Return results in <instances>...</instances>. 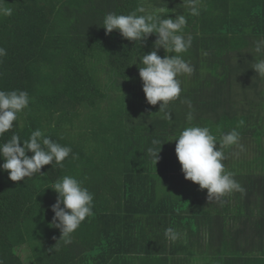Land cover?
Segmentation results:
<instances>
[{
	"label": "trees",
	"instance_id": "1",
	"mask_svg": "<svg viewBox=\"0 0 264 264\" xmlns=\"http://www.w3.org/2000/svg\"><path fill=\"white\" fill-rule=\"evenodd\" d=\"M0 264H264V0H0Z\"/></svg>",
	"mask_w": 264,
	"mask_h": 264
},
{
	"label": "rangeland",
	"instance_id": "2",
	"mask_svg": "<svg viewBox=\"0 0 264 264\" xmlns=\"http://www.w3.org/2000/svg\"><path fill=\"white\" fill-rule=\"evenodd\" d=\"M252 98H253V97H252ZM249 147L252 148V145L250 144ZM243 151H244L245 153H248V150H244V148H243ZM220 153H221V152H220ZM237 153H239L241 157L244 156V154H242L241 152H237ZM232 154H234V156L239 155V154H236V152H233ZM229 155H230V154H229ZM247 155H252V152H251L250 154H247ZM230 156H231V155H230ZM251 157H252V156H250L249 158H251ZM224 159H225V160H224ZM227 161H228V160H227V157H226V158H223V155L220 154V157L217 159V162H219V163H218V166H220V167L225 166V163H228Z\"/></svg>",
	"mask_w": 264,
	"mask_h": 264
}]
</instances>
